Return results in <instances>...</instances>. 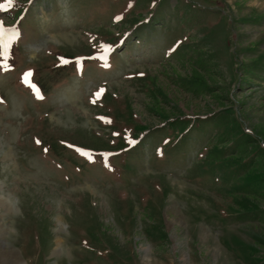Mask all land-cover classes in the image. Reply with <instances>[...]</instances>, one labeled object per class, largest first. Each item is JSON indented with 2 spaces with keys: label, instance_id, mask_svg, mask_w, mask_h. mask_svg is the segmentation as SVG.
Segmentation results:
<instances>
[{
  "label": "rangeland",
  "instance_id": "rangeland-1",
  "mask_svg": "<svg viewBox=\"0 0 264 264\" xmlns=\"http://www.w3.org/2000/svg\"><path fill=\"white\" fill-rule=\"evenodd\" d=\"M0 22L3 252L264 264V0H13Z\"/></svg>",
  "mask_w": 264,
  "mask_h": 264
},
{
  "label": "bare ground",
  "instance_id": "bare-ground-1",
  "mask_svg": "<svg viewBox=\"0 0 264 264\" xmlns=\"http://www.w3.org/2000/svg\"><path fill=\"white\" fill-rule=\"evenodd\" d=\"M7 157H8V152L7 151L3 152L2 158H7ZM8 166H9V164H8ZM8 166H6V167H8ZM1 191L2 190L0 187V208H2L4 212H10L14 209L13 208L14 203H13L12 197L8 193H3V192L1 193ZM1 217H3V214L1 215ZM6 235H7V229L5 227L0 226V242H2V243L5 242ZM59 252L65 253L59 238L56 237L54 240V248H53L52 253L55 254V253H59ZM8 257H11V263H13V264H23V262L20 260L17 253L14 250H9L8 252H3V248L0 247V261L3 263V261H6Z\"/></svg>",
  "mask_w": 264,
  "mask_h": 264
},
{
  "label": "snow or ice",
  "instance_id": "snow-or-ice-1",
  "mask_svg": "<svg viewBox=\"0 0 264 264\" xmlns=\"http://www.w3.org/2000/svg\"><path fill=\"white\" fill-rule=\"evenodd\" d=\"M12 3H13V0H8V6L9 7H11L12 6ZM0 7H3L2 5H0ZM31 75V73H28V74H26V79H27V77L28 76H30ZM102 92H103V90H101V92L100 93H97V97H99V95H101L102 94Z\"/></svg>",
  "mask_w": 264,
  "mask_h": 264
}]
</instances>
